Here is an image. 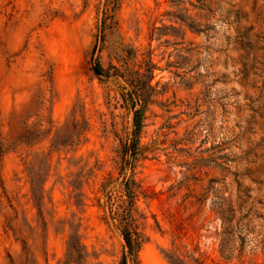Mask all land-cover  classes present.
I'll list each match as a JSON object with an SVG mask.
<instances>
[{
    "label": "rangeland",
    "instance_id": "obj_1",
    "mask_svg": "<svg viewBox=\"0 0 264 264\" xmlns=\"http://www.w3.org/2000/svg\"><path fill=\"white\" fill-rule=\"evenodd\" d=\"M123 259L264 264V0H0V264Z\"/></svg>",
    "mask_w": 264,
    "mask_h": 264
},
{
    "label": "trees",
    "instance_id": "obj_2",
    "mask_svg": "<svg viewBox=\"0 0 264 264\" xmlns=\"http://www.w3.org/2000/svg\"><path fill=\"white\" fill-rule=\"evenodd\" d=\"M97 74L100 73V69L97 67L96 69ZM141 110H136L134 111V126L136 129V133L139 131L140 126H141V120H140V115ZM123 240H124V247L127 250V254L131 255L132 254V246H131V240L130 237L127 234H123ZM123 264H124V259H123Z\"/></svg>",
    "mask_w": 264,
    "mask_h": 264
}]
</instances>
